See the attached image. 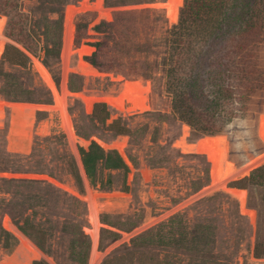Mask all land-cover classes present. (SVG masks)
<instances>
[{"label": "rangeland", "instance_id": "1", "mask_svg": "<svg viewBox=\"0 0 264 264\" xmlns=\"http://www.w3.org/2000/svg\"><path fill=\"white\" fill-rule=\"evenodd\" d=\"M184 1L68 0L63 5L61 53L49 62L44 60V49L36 56L18 39L21 35H8V16L0 14L5 18L6 37L0 62L3 70L11 74H0V101L6 102L0 105L4 109L0 119V226L19 241L11 253H5L0 244V263L18 256L10 264H32L35 260L82 264L73 246L85 234L90 241L86 264H264V255L256 254L257 244L264 236V227H260L264 219V185L241 188L237 184L264 166V140L260 135L264 92L254 97L247 114L236 119L224 134L207 135L217 139L219 168L215 174L208 153L197 150L206 135L194 134L191 126L173 114L172 100L156 63L162 57L160 45H155L154 52L136 56L152 62L153 77L149 79H128L93 64L99 71L95 76H86L78 69L81 61L90 63L85 57L95 47L87 42L100 39L93 27L101 20L112 21L118 12L150 9L147 14H137L135 41L151 45L179 21ZM165 3L172 8L169 18ZM22 5L41 29L47 20L59 17L53 11L57 4L52 0H24ZM69 6L80 10L72 20V46L67 55ZM105 9L110 11V18L101 15ZM81 14H87L91 21L90 37L78 46L76 19ZM33 27L39 29L36 23ZM45 45L41 36L39 47ZM84 46L93 50L81 56L78 51ZM7 48L11 50L10 59L4 55ZM16 50L29 57V66L18 64ZM260 57L264 66V43ZM36 62L49 72L54 89L44 81ZM8 81L13 86L7 85ZM125 81L131 87V82H135L134 89L140 85L149 87L127 100L125 112L105 101L96 102L89 110L80 96H118ZM10 86L11 96L3 89ZM56 94L65 99L70 118L65 128L55 107ZM97 103L108 105L111 118L107 121L93 115ZM119 117L131 129L130 134L116 135L111 129ZM42 126H47V133H40ZM124 140V154L116 147H108ZM92 141L107 145L106 149H117L130 167L127 174L104 170L105 180L111 173V188L100 183L93 185L87 175L81 149L88 148ZM234 189L247 193L246 209L255 212L254 219L243 210L241 201L232 193ZM27 217L45 231L47 251L20 230L19 224ZM7 221L18 232L8 228ZM22 243L27 245L23 252Z\"/></svg>", "mask_w": 264, "mask_h": 264}, {"label": "trees", "instance_id": "2", "mask_svg": "<svg viewBox=\"0 0 264 264\" xmlns=\"http://www.w3.org/2000/svg\"><path fill=\"white\" fill-rule=\"evenodd\" d=\"M23 1L0 0V14L8 16L6 33L13 37L21 35L18 39L36 56H40L39 52L44 49L45 62H49L50 58H59L64 30L63 5L68 0H52L57 4L53 11L58 12L59 17L47 20L42 29L33 16L24 11ZM139 12L147 14L150 9L118 12L112 21L103 19L94 25L93 30L101 37L95 42H87L95 47V51L85 59L102 71L124 74L128 79H149L153 77L152 62L136 56L139 53L154 52L155 45H160L163 53H159L162 57L156 63L161 67L165 91L172 100L173 114L191 126L196 135L224 134L236 119L247 114L254 97L264 92V66L260 60V50L264 43V0H185L179 21L167 30L161 40L151 45L135 41ZM86 17L87 14H81L76 19L75 42L78 46L90 37L88 29L91 21ZM34 23L39 29L33 27ZM41 36H44L46 43L44 47H39ZM10 51L7 48L5 58H11ZM16 51L18 64L29 66V57ZM132 58L131 63H128ZM2 65L0 62V74L9 77L11 74L5 72ZM131 85L136 86L135 82H131ZM3 89L11 96V86ZM3 110L0 109V119L3 117ZM93 115L107 121L111 118V111L106 103H97ZM110 127L116 135L131 132L122 117L115 119ZM81 153L93 185L100 183L104 188L113 186L111 173L105 180L104 170L123 171L125 174L130 171L117 149H106L96 141H92L88 148H82ZM71 167L78 178L73 161ZM237 184L241 188L264 185V166L257 168ZM260 222L263 230L264 219ZM19 228L42 250L47 251L46 233L30 217L19 224ZM81 236L73 249L78 260L86 264L90 241L87 235ZM18 243L12 232L0 226V244L5 253L15 250ZM79 247L80 252L77 251ZM256 250L258 256L264 255V236L258 242ZM32 264L49 263L35 260Z\"/></svg>", "mask_w": 264, "mask_h": 264}, {"label": "bare ground", "instance_id": "3", "mask_svg": "<svg viewBox=\"0 0 264 264\" xmlns=\"http://www.w3.org/2000/svg\"><path fill=\"white\" fill-rule=\"evenodd\" d=\"M165 6L167 7V16L169 18L170 15H171L172 8L170 7V3H165ZM79 10L80 9L78 7H75V6H69V8L67 10L66 33H65V48H66V54L67 55L70 54L71 46H72V37H73V31H74V25H73L72 20H73L74 15ZM100 12H101V15L103 17L110 18V11L109 10L105 9V10H101ZM4 22H5V18L4 17H0V52L3 50L4 44H5V41H6V37L3 35ZM92 50H93V48L84 46V47L80 48L78 52L82 56L84 53H90ZM36 66H37V69L39 70V72L41 73V76L43 77L44 81L52 89H54V84H53L52 78H51L49 72L46 70V68L39 62H36ZM78 69L84 75L89 76V77L99 74V71L92 64H90L88 62H85V61H81L80 62V65H79ZM147 90H149L148 86L140 85L138 89H134L133 87H131L128 84L127 81H125L123 86H122V91L119 93L118 96H112V95L99 96L98 95V96H93V97H86L83 94L80 95V96L85 101V103L87 105V108L89 110L92 109L93 105L96 102L105 101L108 104H110L114 109H116L118 111H121V112H125L126 107H127V100L129 98H131L132 96H134V94L139 93V92H146ZM59 97L60 96H58L56 94V106L55 107L59 110L60 116L62 118V123H63V126L65 128V127H67V125L70 124V118L68 117L67 112H66V107H65V102H64L65 99H61ZM3 104H6V102L0 101V105H3ZM39 131H40L41 134H45V133L48 132V128H47V126H42ZM260 135H261V137L264 140V116H262V119H261ZM12 143H13V141H12ZM204 146H206V148L209 150L208 151V155H209L210 160L213 163V172H215V174H216V172L218 171V168H219V150H218V146H217V139L214 138V137H211V136L203 138L201 141H199L197 150H199V152H201V150H202V148ZM12 147H13V145H12ZM105 147H107V145ZM108 147H116L124 154V150H125V147H126V141L125 140L124 141H117L112 146H108ZM148 176L149 175L147 174V177ZM232 193L241 201L243 210L247 214H249L252 219H254L255 212L246 209L247 193L244 190H242V189L241 190L234 189V190H232ZM97 197L98 196L95 195L94 199L96 200ZM92 215L94 216V214H92ZM92 218L95 219L94 217H92ZM6 225L11 230L16 231V229L13 227V225H10L8 223V221L6 222ZM16 232H18V231H16ZM93 235H95V234H93ZM24 250L25 251L27 250V245L25 243H22L21 252H23ZM15 258H18V256L17 257H14V256L7 257L0 264L14 263L13 261L15 260ZM15 264H16V262H15Z\"/></svg>", "mask_w": 264, "mask_h": 264}, {"label": "water", "instance_id": "4", "mask_svg": "<svg viewBox=\"0 0 264 264\" xmlns=\"http://www.w3.org/2000/svg\"><path fill=\"white\" fill-rule=\"evenodd\" d=\"M206 137H208V136H206ZM201 151H205L208 153L209 150L206 148V146H204Z\"/></svg>", "mask_w": 264, "mask_h": 264}]
</instances>
